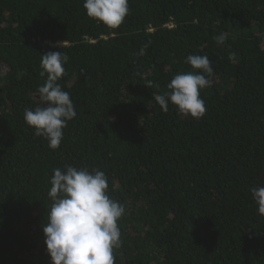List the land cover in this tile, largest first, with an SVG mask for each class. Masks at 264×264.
Here are the masks:
<instances>
[{
    "label": "trees",
    "instance_id": "16d2710c",
    "mask_svg": "<svg viewBox=\"0 0 264 264\" xmlns=\"http://www.w3.org/2000/svg\"><path fill=\"white\" fill-rule=\"evenodd\" d=\"M83 4L0 0V264H51L42 226L66 166L103 171L124 206L115 264H264L250 191L264 186V0H129L115 29ZM55 51L77 115L53 150L23 116L44 106L41 59ZM190 54L214 68L200 119L154 100L199 71Z\"/></svg>",
    "mask_w": 264,
    "mask_h": 264
},
{
    "label": "clouds",
    "instance_id": "9594fccd",
    "mask_svg": "<svg viewBox=\"0 0 264 264\" xmlns=\"http://www.w3.org/2000/svg\"><path fill=\"white\" fill-rule=\"evenodd\" d=\"M83 7L90 18L115 29L129 13V0H84ZM214 40L217 46H223L227 36L221 33ZM146 48L141 47L139 55H144ZM233 58L234 54L229 56ZM68 59L61 51L42 54L41 76L46 74L47 79L38 87V93L44 106L25 109L23 116L35 129L34 134L44 137L53 150L60 146L67 123L77 115L70 94L58 83ZM185 62L199 71L176 74L167 85L170 91L154 95V100L164 112L172 103L179 114L200 119L206 112L200 90L212 85L209 77L214 68L208 56L190 54ZM53 173L49 191L53 203L42 226L51 264H115L114 249L121 245L118 221L125 208L107 195L105 173L73 166L55 168ZM250 191L257 213L264 216V186Z\"/></svg>",
    "mask_w": 264,
    "mask_h": 264
}]
</instances>
